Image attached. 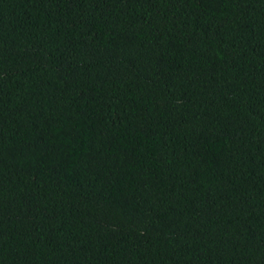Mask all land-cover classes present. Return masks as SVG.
I'll use <instances>...</instances> for the list:
<instances>
[{"label":"trees","instance_id":"trees-1","mask_svg":"<svg viewBox=\"0 0 264 264\" xmlns=\"http://www.w3.org/2000/svg\"><path fill=\"white\" fill-rule=\"evenodd\" d=\"M0 264H264V0H0Z\"/></svg>","mask_w":264,"mask_h":264}]
</instances>
